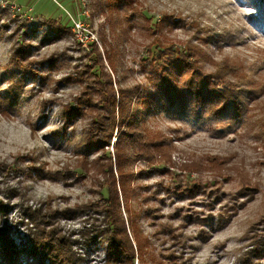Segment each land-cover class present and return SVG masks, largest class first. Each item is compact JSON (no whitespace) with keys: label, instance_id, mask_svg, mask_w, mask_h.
Instances as JSON below:
<instances>
[{"label":"rangeland","instance_id":"rangeland-1","mask_svg":"<svg viewBox=\"0 0 264 264\" xmlns=\"http://www.w3.org/2000/svg\"><path fill=\"white\" fill-rule=\"evenodd\" d=\"M251 1L0 0V240L15 264H51L31 251L52 230L75 264H105L112 182L133 264H264V24ZM162 72L188 106L145 101ZM215 75L235 99L211 116L218 97L186 88Z\"/></svg>","mask_w":264,"mask_h":264},{"label":"trees","instance_id":"trees-1","mask_svg":"<svg viewBox=\"0 0 264 264\" xmlns=\"http://www.w3.org/2000/svg\"><path fill=\"white\" fill-rule=\"evenodd\" d=\"M253 4L255 11L256 20L254 21V25L261 26L264 24V0H253L251 1ZM158 47H160L159 43H156ZM161 53L165 52V48L160 50ZM23 54V51L19 49L18 51H15L13 53V58L17 59L18 57H21ZM185 56V53L183 54ZM108 57L110 59V55L108 53ZM188 54L186 53V56L181 58L180 60H183L184 63H187L188 61ZM193 58V56H192ZM108 59V61H109ZM177 60V58H175ZM194 59V58H193ZM112 62V60L110 59ZM109 61V63H110ZM111 65V64H110ZM188 66V63H187ZM186 66V67H187ZM197 69V68H196ZM198 71V70H197ZM192 72H195L192 70ZM102 71H100V74ZM156 77H159L161 79V84L156 85L157 89L159 90L160 95L157 96L154 93V95H149L145 101H147L148 104H154L158 106H162L165 109L166 107H172L176 108L178 107H185L188 106L189 102L191 101L189 98H182V93L184 92L183 89L176 85L171 78L167 75L166 72H162L161 75H157ZM204 78L203 82L198 83L197 85H201L199 90L196 89L193 86L186 88L189 92V94L196 96L198 101H202L203 99H207L205 96L202 97V91L201 89L209 87L210 98L212 97H218V100H216L214 103H211L209 105L211 109V116L212 115H218V113H225L227 110L231 109V105L229 103L234 100V94L232 93L233 90H231L228 86H225V88H219L217 86L216 78L219 80V76L215 75V77H209V76H201ZM202 80V78H201ZM160 83V82H159ZM211 88V89H210ZM186 92V91H185ZM124 95L122 94L121 98L123 99ZM188 97V96H185ZM141 100V98H139ZM110 101V103L113 104ZM121 103V101H120ZM229 107V108H228ZM77 109V108H76ZM76 109L70 110L67 114L70 116V118L74 115L76 112ZM228 110V111H229ZM142 112H140L141 114ZM210 115V114H206ZM121 118H119L120 121H126L128 122V125L135 126L136 123L139 120V117L135 116H126L124 117V114L122 112L120 113ZM126 135H131L127 134ZM113 188L107 189V197L102 199L104 202V206L106 208H110L111 210H105V217H104V229L102 230V239L106 242L105 248V254H106V261L105 264H133V260L135 257V251L133 248V244L128 238L126 228L124 223L120 220L119 212H115V210H112V208L117 209L119 208V197L117 193V188L115 187V182L113 183ZM118 187L121 195L124 198L125 203L127 202L126 197V183L122 177V175L119 176L118 180ZM108 204V205H106ZM49 210H52L51 208H48ZM67 210V209H66ZM115 212V213H114ZM53 214H56L57 211H53ZM130 219V218H129ZM130 221V220H129ZM54 229V227L52 228ZM43 231V230H42ZM131 233H133V237L135 241L136 239V232L132 228L131 224ZM39 237V243L35 248L38 250L31 251L33 255H38L40 259L42 260H48L51 262V264H75L74 258L71 256L70 250L67 248V240L63 239L62 236H60L59 233L54 232L53 230L51 232H42L41 236ZM7 240H0V246H1V252H0V261H6L12 264H15V258H16V251L13 248V246L6 242ZM136 251L139 252L140 245L137 241Z\"/></svg>","mask_w":264,"mask_h":264},{"label":"built area","instance_id":"built-area-1","mask_svg":"<svg viewBox=\"0 0 264 264\" xmlns=\"http://www.w3.org/2000/svg\"><path fill=\"white\" fill-rule=\"evenodd\" d=\"M77 29H79V28H77Z\"/></svg>","mask_w":264,"mask_h":264}]
</instances>
